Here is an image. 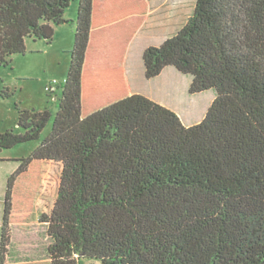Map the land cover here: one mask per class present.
Wrapping results in <instances>:
<instances>
[{
    "label": "trees",
    "instance_id": "16d2710c",
    "mask_svg": "<svg viewBox=\"0 0 264 264\" xmlns=\"http://www.w3.org/2000/svg\"><path fill=\"white\" fill-rule=\"evenodd\" d=\"M0 0V68L76 24L51 133L10 176L0 264L11 244L12 194L42 165L39 223L51 264H264V0H196L187 23L143 53L147 79L173 66L190 92L215 89L203 120L129 95L122 61L145 0ZM9 88L1 96L10 97ZM0 153L40 139L49 110L19 106Z\"/></svg>",
    "mask_w": 264,
    "mask_h": 264
},
{
    "label": "rangeland",
    "instance_id": "374dc122",
    "mask_svg": "<svg viewBox=\"0 0 264 264\" xmlns=\"http://www.w3.org/2000/svg\"><path fill=\"white\" fill-rule=\"evenodd\" d=\"M196 0H147L150 13L146 19L145 29L138 33L130 45L129 57L142 65V54L148 46H159L165 40L175 35L188 21L192 13ZM79 0H73L70 7L65 12V18L77 21ZM76 24L66 23L59 33H56L53 42L50 44L44 40L27 39L26 53L16 54L12 57L11 65L0 68V133L5 132L6 126L16 120L14 129L20 132L17 127L19 106L25 110L43 111L49 110L52 114L50 121L44 128L40 139L28 143L20 144L14 148L3 150L1 158H7L12 165L14 162L27 159L37 149L41 142L50 135L55 116L59 107V99L62 95V85L64 84L70 68L71 48L75 43ZM70 44V47L68 45ZM147 47V48H148ZM146 48V49H147ZM160 81V82H159ZM159 81L153 83V91L164 95L166 103L175 111L184 125L189 126L199 123L205 117L208 108L215 100L217 92L215 89L192 93L190 88L193 78L191 75L177 72L176 76L166 73ZM146 88L151 84L142 83ZM162 84V88L157 86ZM139 85L141 82L139 80ZM54 88L53 92H48L46 87ZM169 91L166 93L165 88ZM5 88H9L10 97L2 98L1 93ZM160 89V90H158ZM170 108V107H168ZM7 129V130H10ZM14 165V164H13ZM20 165V163H19ZM3 166V167H5ZM42 165L32 166V175L23 184L19 185L15 197L12 195V212L15 216L10 217L12 225L24 221L29 222L31 227L25 237L18 227L15 230L14 249L18 254L12 260H25L30 253L20 251V246L25 239H33L39 244V255L41 260L38 264H50L47 255L49 240L46 239V226L40 225L39 221V200L40 195L37 188L42 176ZM33 176V178H32ZM26 187V191H23ZM33 225V226H32ZM34 233V234H33ZM44 258V259H42ZM11 264H17L12 262ZM80 264H101L96 261H83Z\"/></svg>",
    "mask_w": 264,
    "mask_h": 264
},
{
    "label": "crops",
    "instance_id": "0c3cea01",
    "mask_svg": "<svg viewBox=\"0 0 264 264\" xmlns=\"http://www.w3.org/2000/svg\"><path fill=\"white\" fill-rule=\"evenodd\" d=\"M145 1L147 2V0H145ZM195 3H196V1H195ZM147 4H148V2H147ZM194 7H195V5H194ZM193 10H194V8H193ZM193 10H192V13H193ZM149 13H150V8L148 5V9H147V13L145 15V18H144L142 24L140 25V27L138 28V30L136 31L135 35L133 36L132 40L130 41V43L126 49V52L124 54V58L122 61V69L124 72V78L126 81V85L128 88V94L129 95H135V94L144 95V96L148 97L149 99H151V100H153V101H155V102H157V103H159V104H161L167 108L170 107L169 109L172 110L173 108L170 105H168V103H166L165 98H164L165 97L164 95H167V94H163L160 96V94L155 93L152 90L153 89V83L152 82L159 81L168 72L170 74L176 76L177 72H179V71L176 68H174L173 66H168L162 71V73L159 76L152 78V79H147L146 75H145L143 54H142V65L140 64V67H139L138 63L135 62L134 57L132 58L131 55L129 57L130 52L128 51V49H129L130 45L132 44V42L134 41V39L137 37L138 33L142 30V28L145 29L146 22H147L146 19H147V16L149 15ZM192 13H191V15H192ZM191 15L189 16V18L191 17ZM64 17H65V15H64ZM65 19L68 20V18H65ZM64 25L65 24H61V25H56L54 27L55 28L54 37L56 36V33H59L62 30ZM68 47H70V44L68 45ZM146 48H145V50H146ZM71 50H72V48H71ZM144 51H143V53H144ZM139 80L141 82V85H139ZM143 82L147 83V84L148 83L151 84V86L149 85V87H152V88H150V89L146 88L142 84ZM157 86H160V89L162 88V84H157ZM160 89H158V90H160ZM165 90H166V93L169 91V89L167 87L165 88ZM15 123H16V120L12 121L4 129H6V131H7V129L14 128ZM8 161H10V160H7V158H5V157L4 158L0 157V241H1L2 220H3L4 204H5V198H6V191H7V187H8V181H9L10 176L19 167V162H14V163H12V165L5 166V164H10ZM37 164H40V163H36V162L32 163L29 166L28 170L25 171L23 174H21L18 177V179L15 182L14 189H13L12 195L14 197L16 195L15 194L16 190L19 189V185L23 184L24 181L27 178H30V176L32 175L31 174L32 173V171H31L32 166L37 165ZM3 166H5V167H3ZM32 178H33V176H32ZM40 179H41V176H40ZM39 184H40V180H39V182L37 181V188H39ZM22 189H23V191H26L25 190L26 187H23ZM15 214L16 213L14 210L12 212V215L15 216ZM26 219L27 218L24 217V219H23L24 221H20L19 223H14L15 225H12V223H11V229H12L11 244H10L9 249H8V254H7L5 264H11L12 262H15L17 264H38V262L41 260L40 255H39V244L37 243L38 240L35 241L34 238L30 239V240L25 239L26 241H23L22 245L19 247L20 251L30 253L28 255V257L25 260H12L14 255H16V256L18 255L13 251V249L15 247L14 246V244H15V241H14L15 230L13 229V226L18 227L17 230H20V232H22V234L25 237H27L26 234H27V232L30 231L29 228L31 227V225L29 224V222H26ZM37 225H38V227L41 225L39 223V221L37 222ZM45 240H47V241L49 240L47 233H46V239ZM46 257L48 258V255L44 256V258H46ZM44 258H42V259H44ZM49 261H50V259H49ZM50 264H51V262H50Z\"/></svg>",
    "mask_w": 264,
    "mask_h": 264
},
{
    "label": "built area",
    "instance_id": "2783aa9c",
    "mask_svg": "<svg viewBox=\"0 0 264 264\" xmlns=\"http://www.w3.org/2000/svg\"><path fill=\"white\" fill-rule=\"evenodd\" d=\"M46 90H47L48 92H53V91H54V88H52V87L50 86V87H46Z\"/></svg>",
    "mask_w": 264,
    "mask_h": 264
}]
</instances>
